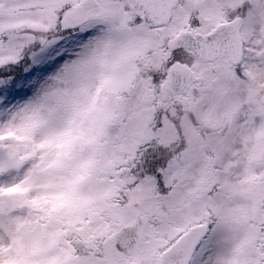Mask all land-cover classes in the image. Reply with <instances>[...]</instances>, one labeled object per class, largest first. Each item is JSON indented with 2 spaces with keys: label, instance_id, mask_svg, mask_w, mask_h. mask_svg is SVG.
Segmentation results:
<instances>
[{
  "label": "snow or ice",
  "instance_id": "obj_1",
  "mask_svg": "<svg viewBox=\"0 0 264 264\" xmlns=\"http://www.w3.org/2000/svg\"><path fill=\"white\" fill-rule=\"evenodd\" d=\"M0 264H264V0H0Z\"/></svg>",
  "mask_w": 264,
  "mask_h": 264
}]
</instances>
